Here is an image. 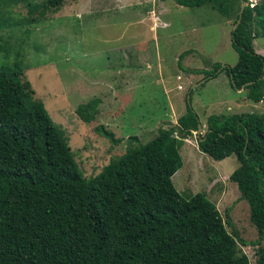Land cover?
Returning a JSON list of instances; mask_svg holds the SVG:
<instances>
[{
	"label": "trees",
	"instance_id": "obj_1",
	"mask_svg": "<svg viewBox=\"0 0 264 264\" xmlns=\"http://www.w3.org/2000/svg\"><path fill=\"white\" fill-rule=\"evenodd\" d=\"M17 1L30 14L37 9L42 14L65 0H44V7L31 0H0V10ZM174 1L209 5L233 25L247 1L230 32L236 64L191 71L205 78L224 70L232 87L245 84L246 98L264 103V56L253 46L254 38L264 36V0ZM2 21L0 27L7 23ZM23 74L18 62L0 66V264H249L240 245L255 246L256 263L264 264L262 116L210 115L203 133L198 132L201 121L190 89L189 103L174 124L159 127L154 137L127 147L98 174L86 177L65 131ZM95 130L114 139L101 126ZM194 131L198 149L208 157H236L238 166L228 179L248 204L255 240L241 238L229 209L223 217L205 193L186 195L175 188L180 147Z\"/></svg>",
	"mask_w": 264,
	"mask_h": 264
},
{
	"label": "rangeland",
	"instance_id": "obj_2",
	"mask_svg": "<svg viewBox=\"0 0 264 264\" xmlns=\"http://www.w3.org/2000/svg\"><path fill=\"white\" fill-rule=\"evenodd\" d=\"M31 1L44 7V0ZM161 8L167 24L154 27L155 19L148 16ZM32 17L35 20L29 21ZM2 18L7 23L0 27V66L19 63L34 96L65 131L86 177L98 174L127 147L154 137L159 127L174 124L186 109L190 89L191 106L203 122L201 133L210 115L258 114L264 126V103H254L244 88L232 87L226 71L205 78L191 71L237 62L231 46L233 20L209 5L65 0L58 9L30 14L27 5L17 1L2 7L0 23ZM253 46L264 56V36L254 38ZM97 126L114 139L96 132ZM180 154L182 166L172 177L175 188L186 195L205 193L223 217L229 209L241 238L255 240L248 204L228 179L238 166L236 157H208L197 147V131L184 140ZM240 246L249 264H257L258 249Z\"/></svg>",
	"mask_w": 264,
	"mask_h": 264
},
{
	"label": "crops",
	"instance_id": "obj_3",
	"mask_svg": "<svg viewBox=\"0 0 264 264\" xmlns=\"http://www.w3.org/2000/svg\"><path fill=\"white\" fill-rule=\"evenodd\" d=\"M163 11L164 10H162V8H161L160 10L158 9V13H155V11H154V13H153L154 15L152 14V15L148 16L149 18L152 17V18H154L156 20V21L154 20V27L158 26L157 23L159 25H166L167 24L165 19L162 17L163 16ZM149 21H151V20H149ZM154 27H153V29H154ZM259 103H262V102H259ZM201 123H203V122H201Z\"/></svg>",
	"mask_w": 264,
	"mask_h": 264
},
{
	"label": "water",
	"instance_id": "obj_4",
	"mask_svg": "<svg viewBox=\"0 0 264 264\" xmlns=\"http://www.w3.org/2000/svg\"><path fill=\"white\" fill-rule=\"evenodd\" d=\"M247 4H248L247 1H246V2H243V3L241 4L240 9H239V16H238V19H237L236 23L234 24L233 29H235V27L238 25V23H239V21H240V18H241V15H242V12H243V9H244V6L247 5ZM202 81H203V80H202ZM202 81H201V82H202ZM248 83H250V82H248ZM248 83H247V84H248ZM196 85H197V84H194L193 86H196ZM244 87H245V84H243L238 90H241V89H243ZM187 100H188V103H189V94L187 95ZM201 129H202V126H201L200 123H198V132H200Z\"/></svg>",
	"mask_w": 264,
	"mask_h": 264
}]
</instances>
